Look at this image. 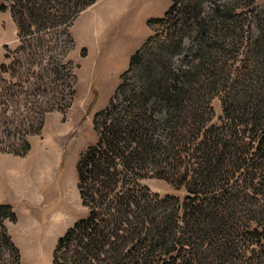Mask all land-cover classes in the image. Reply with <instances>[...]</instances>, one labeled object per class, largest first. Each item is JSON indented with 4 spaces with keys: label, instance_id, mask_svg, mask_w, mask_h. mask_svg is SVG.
Here are the masks:
<instances>
[{
    "label": "trees",
    "instance_id": "16d2710c",
    "mask_svg": "<svg viewBox=\"0 0 264 264\" xmlns=\"http://www.w3.org/2000/svg\"><path fill=\"white\" fill-rule=\"evenodd\" d=\"M96 1L2 0L19 45L0 63V153L25 157L46 117L71 107L69 28ZM147 27L93 116L97 140L75 165L86 213L52 264H264V3L170 0ZM151 178L186 195L151 194ZM16 222L0 204V264H21Z\"/></svg>",
    "mask_w": 264,
    "mask_h": 264
},
{
    "label": "rangeland",
    "instance_id": "374dc122",
    "mask_svg": "<svg viewBox=\"0 0 264 264\" xmlns=\"http://www.w3.org/2000/svg\"><path fill=\"white\" fill-rule=\"evenodd\" d=\"M1 4L7 10L0 12V63L5 47L13 51L19 45L9 3L0 0ZM169 4L170 0H97L72 22L68 58L76 66L77 82L71 107L64 115L53 112L46 117L41 132L29 139L25 157L0 153V187L17 217L6 227L21 264H52L58 238L85 216L75 165L80 153L97 140L93 116L108 106L129 57L151 34L147 21L161 17ZM220 104L214 97L212 123L221 116ZM140 183L151 194L180 200L186 195L184 188L175 189L161 179Z\"/></svg>",
    "mask_w": 264,
    "mask_h": 264
},
{
    "label": "crops",
    "instance_id": "0c3cea01",
    "mask_svg": "<svg viewBox=\"0 0 264 264\" xmlns=\"http://www.w3.org/2000/svg\"><path fill=\"white\" fill-rule=\"evenodd\" d=\"M16 158H18V157H16ZM7 184H8L9 190L12 191L13 189H11L10 183H7ZM6 201H7L6 191L3 192L2 187H0V204L5 203Z\"/></svg>",
    "mask_w": 264,
    "mask_h": 264
}]
</instances>
